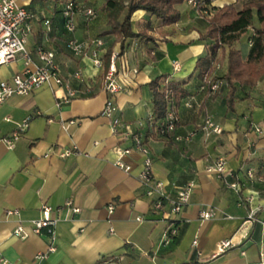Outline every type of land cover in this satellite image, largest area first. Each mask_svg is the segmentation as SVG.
Masks as SVG:
<instances>
[{"label":"crops","instance_id":"obj_1","mask_svg":"<svg viewBox=\"0 0 264 264\" xmlns=\"http://www.w3.org/2000/svg\"><path fill=\"white\" fill-rule=\"evenodd\" d=\"M69 1L26 2V9L33 14L26 40L33 65L40 64L36 48L53 52L61 77L78 96L64 104L67 89L49 84L0 104V256L10 264H264L259 224L264 218V184L245 177L248 170L264 176V75L252 88L236 84L230 107L228 86L210 95L203 89L204 75L194 73L197 60L206 52V42L199 36L207 29V18L224 5L232 4L240 11L242 1L200 0L204 2L200 13L189 1L170 0L180 13L179 21L171 26H162L161 20L138 10L131 16L132 31L149 28L148 35L156 40L127 39L121 45L112 34L100 35L108 29L106 13L101 10L105 0H73L95 12L89 22L76 13L73 38L104 42L101 69L90 58L76 59L66 49L69 36L61 12ZM45 21H49L50 31ZM254 23L231 46L244 60L257 20ZM108 50L119 54L117 81L123 89L114 96L102 89ZM215 61L208 78L223 79L227 58L217 53ZM174 62L180 65L177 71ZM23 67L19 56L1 65L0 81L10 80ZM77 70L81 71L79 79L73 78ZM157 78L161 85L172 82L184 90L175 108L176 127L165 138L146 128L148 119L154 118L149 83ZM88 88L91 94H86ZM109 97L117 107L116 117L146 140L154 179L171 194L188 182L194 184L188 204L176 217L177 233L168 243L169 222L150 212L151 199L138 181L142 156L130 141L114 135L111 121L101 115ZM26 119L27 129L8 149L2 138L16 133ZM206 121L221 132L213 133ZM73 147L80 154L60 156ZM118 147L132 148L121 159L129 172L114 164ZM220 158L225 161V175L232 174V179L207 172ZM232 181L246 184L242 194L228 189ZM247 195H253L252 203L241 201ZM67 199L80 208L79 214L62 209ZM111 203L116 207L108 214ZM43 205L51 207L58 219L55 250L37 261L35 256L46 253L50 245L45 232L31 233V222L40 217ZM203 210L215 216L201 221ZM250 210H257L252 220L248 219ZM9 211L15 213L8 215ZM18 226L28 234L26 238L13 234ZM230 238L236 245L217 254V243ZM195 240L197 248L192 247Z\"/></svg>","mask_w":264,"mask_h":264},{"label":"built area","instance_id":"obj_2","mask_svg":"<svg viewBox=\"0 0 264 264\" xmlns=\"http://www.w3.org/2000/svg\"><path fill=\"white\" fill-rule=\"evenodd\" d=\"M28 0H0V66L9 63L16 59L17 56L23 61V70L13 76L8 81H0V104L4 103L8 98L20 95H31L35 90L43 85L54 84L57 87H65L67 89L66 97L63 98L62 103L67 104L71 99L76 98L77 92L69 87V83L65 81L60 75V69L57 66L54 53L46 51L41 47L36 48L35 55L39 61V65H33L30 54L26 51V40L32 31L31 21L33 14L26 9V2ZM189 3L196 7L194 1ZM79 12L82 14L84 21L89 22L95 17L93 9L84 8L77 5L73 0H70L64 6L61 15L63 19V27L65 33L69 36L66 40L65 46L70 54L76 59L90 58L97 69L103 68V60L100 56L101 51L104 50L105 45L101 39H92L85 42L77 41L73 38V34L76 29L75 15ZM47 31H50L49 21H45ZM119 58L118 53H111L109 57V65L104 73L102 89L110 96L118 94L122 89V85L117 81V61ZM180 65L178 62L173 63V69L179 70ZM136 72V70H134ZM81 71L77 70L73 74V78L79 79ZM204 90L210 95H216L221 93L222 89L227 87V83L222 78H208V75H204ZM86 94H91V89L85 90ZM117 107L109 97L104 103L101 115L111 121L112 133L121 137L124 140H128L132 143V147L142 156V168L138 175V181L140 185L145 188V195L151 199L150 212L153 214H161L166 221H168V236L166 243L170 241L169 238L176 235V217L182 212L184 207L188 204L191 194L194 190V184L188 182L183 186L176 188L174 194L165 190V185L159 181H156L152 174V159L150 149L147 145L143 135L136 129H132L129 124H124L119 118L116 117ZM29 119L24 120L17 127L16 133L10 137L2 138V143L11 149L14 143L20 138L21 134L27 129ZM147 126L159 137L170 136L174 131L177 124V113L174 107H170L162 122L158 125L153 124V118L148 119ZM206 126L211 129L213 133L219 134L221 129L218 126L212 125L209 121L205 122ZM257 132L260 130L255 128ZM132 151V148H116L115 152L118 159L115 161V165L125 172L130 171V167L125 165L121 159L128 155ZM80 154L79 151L73 147L72 149L63 150L60 154L62 158H67L72 155ZM225 161L218 159L214 166L207 169L208 173L215 174L218 178H233L232 174L225 175ZM245 177L247 181L257 182L264 184V176H257L251 170L246 171ZM228 189L234 191L237 194H242L243 188L246 187L244 182L232 181L227 184ZM243 203H252L253 195L243 196L241 199ZM116 207L115 203H111L108 206V214H112ZM62 209L66 212L77 215L80 213V208L77 207L72 200L67 199ZM258 210V209H257ZM257 210H250L248 219L252 220ZM14 211L7 212L8 215L14 214ZM55 211L47 206L43 205L40 209V217L31 222V233L33 235H41L43 232L50 239V245L46 253L38 254L35 256V260L40 261L46 258L49 254L55 250V226L57 218L54 216ZM215 215L212 211L203 210L199 213V219L201 221L211 219ZM137 221L141 219L137 218ZM262 229V235L264 236V218L259 221ZM109 233H113L110 229ZM13 234L16 237L24 239L27 237V233L21 226H18ZM233 239L221 240L216 245L217 254L224 253L233 248ZM193 248H197V241H193ZM0 264H10L8 261L0 256Z\"/></svg>","mask_w":264,"mask_h":264},{"label":"trees","instance_id":"obj_3","mask_svg":"<svg viewBox=\"0 0 264 264\" xmlns=\"http://www.w3.org/2000/svg\"><path fill=\"white\" fill-rule=\"evenodd\" d=\"M181 1H194L196 9L200 13L204 11V2L200 0ZM238 1L243 3L240 11H236L232 4L224 5L214 9L213 14L207 18V29L199 36V40L206 42V52L197 60L194 69V73L198 75H209L214 69L213 64L216 62L217 53L221 58H227V73L223 80L229 88L228 105L230 107L236 84L240 87L252 88L264 75V0H236ZM101 10L106 13L108 29L100 35L112 34L116 37V42L120 41L121 45L127 39L156 40L148 35L149 28L137 33L132 31L131 16L138 10L161 20L162 26L174 25L180 19L179 11L173 7L170 0H105ZM255 20H257V28L254 29L250 50L244 60L241 52L231 46L247 32L248 28L256 24ZM227 48L228 51H226ZM110 53L111 50H108L105 57L106 67ZM160 79L157 78L149 83L154 125L162 122L168 108H176L179 99L184 96L182 85L172 82H164L161 85ZM146 128L150 130L147 126Z\"/></svg>","mask_w":264,"mask_h":264}]
</instances>
